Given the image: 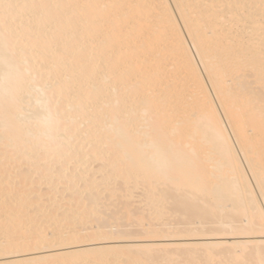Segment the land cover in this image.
<instances>
[{
  "label": "bare ground",
  "instance_id": "obj_1",
  "mask_svg": "<svg viewBox=\"0 0 264 264\" xmlns=\"http://www.w3.org/2000/svg\"><path fill=\"white\" fill-rule=\"evenodd\" d=\"M0 257L264 264V0H0Z\"/></svg>",
  "mask_w": 264,
  "mask_h": 264
},
{
  "label": "rangeland",
  "instance_id": "obj_2",
  "mask_svg": "<svg viewBox=\"0 0 264 264\" xmlns=\"http://www.w3.org/2000/svg\"><path fill=\"white\" fill-rule=\"evenodd\" d=\"M87 228H90L88 232H83L84 233H90L91 231V227L88 225ZM131 229H136V228H131ZM85 235V234H84ZM146 240H137V244H143V243H148L145 242ZM121 242V240H108V241H97V242H89V243H84V244H79V245H69V246H65V247H56V248H48V249H42V250H38V251H33V252H27V253H23L22 255H16V256H8L6 258V260H13V259H21V258H29L31 256H37L40 254H51V253H58V252H69V251H75V250H79V249H85V248H93V247H106V246H113V245H117ZM151 242V241H150ZM153 242V241H152ZM155 242V240H154ZM57 244V243H54ZM53 244V245H54ZM47 245L45 244L42 247H46ZM12 257V258H11ZM0 260H3L2 257H0Z\"/></svg>",
  "mask_w": 264,
  "mask_h": 264
}]
</instances>
